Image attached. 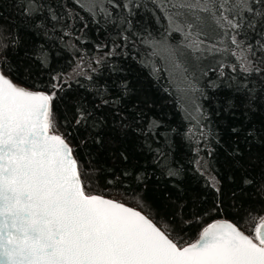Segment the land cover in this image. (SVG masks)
Segmentation results:
<instances>
[{
	"label": "trees",
	"instance_id": "1",
	"mask_svg": "<svg viewBox=\"0 0 264 264\" xmlns=\"http://www.w3.org/2000/svg\"><path fill=\"white\" fill-rule=\"evenodd\" d=\"M170 1L162 11L150 0H0V69L55 93V131L73 147L88 194L138 209L182 243L220 219L253 236L264 216V78L240 70L227 29L224 58L197 82H176L158 48L180 35ZM257 39L249 28L237 36L243 48ZM78 110L92 115L76 124Z\"/></svg>",
	"mask_w": 264,
	"mask_h": 264
},
{
	"label": "snow or ice",
	"instance_id": "2",
	"mask_svg": "<svg viewBox=\"0 0 264 264\" xmlns=\"http://www.w3.org/2000/svg\"><path fill=\"white\" fill-rule=\"evenodd\" d=\"M150 2L162 11L168 7L163 0ZM171 7L193 13L192 20L182 11L166 13L174 31L183 32L180 16L187 28H197L185 34V47L202 51L198 37L211 17L234 33L240 70L264 78V56H257L264 53V0H192ZM244 28L259 36L257 48L251 43L243 48L245 41L237 40ZM2 37L0 30V55L6 47ZM207 51L220 50L211 45ZM54 95L20 87L0 70V264H264V216L254 218L253 236L217 221L204 227L195 242L182 243L140 211L88 194L73 147L55 131ZM91 115L78 110L76 124Z\"/></svg>",
	"mask_w": 264,
	"mask_h": 264
},
{
	"label": "rangeland",
	"instance_id": "3",
	"mask_svg": "<svg viewBox=\"0 0 264 264\" xmlns=\"http://www.w3.org/2000/svg\"><path fill=\"white\" fill-rule=\"evenodd\" d=\"M85 1L90 5L95 1L97 2L98 0ZM170 2L171 4H179L189 3L192 2V0H172ZM228 3L231 4L232 0H228ZM176 11L184 12L188 20H192L193 18V13L188 12L187 9H171L170 15H173ZM199 15L207 17V14L205 13H199ZM184 19L185 16H180L177 18V23H179L182 27L185 24ZM170 31L174 30L170 27ZM189 31L195 33L197 31V28L189 29L185 26L183 32L177 31L178 33H180L179 36L166 38L159 44L158 47L161 56L166 60L167 65L169 66V69L172 72L173 77L175 78L174 80L176 82H183V84L189 81L197 82L198 72L200 70H203L205 67L210 66L211 63H216L218 60L224 58L223 52L220 51L225 48V45L222 43L224 40L222 39L224 37L226 38L225 32H228L227 29L218 27V25L213 22L211 17H207L206 23L202 28V34L198 37L199 40H202L204 42L203 44H201V49H205L203 51H206V53H199L195 55L192 53V49L185 47V44L187 43L185 34ZM231 36L232 35L229 36L230 42ZM211 45H215L216 49H219L220 51H207V49ZM231 52L232 54L233 52H235L236 55L234 56L237 58L241 56V51L235 50L234 48L233 50H231ZM77 65L76 67H74L75 70L73 69L69 74H67L68 77L80 71L77 68ZM177 65H179V67H177ZM177 70L179 72H177ZM181 73L184 77L183 79L181 78ZM193 105L194 103H187L186 107L189 111H192Z\"/></svg>",
	"mask_w": 264,
	"mask_h": 264
},
{
	"label": "water",
	"instance_id": "4",
	"mask_svg": "<svg viewBox=\"0 0 264 264\" xmlns=\"http://www.w3.org/2000/svg\"><path fill=\"white\" fill-rule=\"evenodd\" d=\"M1 70V69H0ZM6 75V74H5ZM13 81V80H12ZM14 82V81H13ZM15 83V82H14ZM15 84H17V83H15ZM18 86H20V87H23V88H25V89H28V88H26V87H24V86H21V85H19V84H17ZM28 90H30V91H40V90H31V89H28ZM40 92H43V91H40ZM44 93H46V92H44ZM47 94V93H46ZM93 195H99V194H93ZM100 196H103V195H100ZM103 197H105V196H103ZM105 198H107V199H112V198H109V197H105ZM112 200H114V201H117V202H120V201H118V200H115V199H112ZM120 203H123V202H120ZM123 204H125V203H123ZM126 206H128V207H131V208H133V209H135V210H137V211H139L138 209H136V208H134V207H132V206H129V205H127V204H125ZM141 212V211H140ZM142 213V212H141ZM143 214V213H142ZM145 215V214H144ZM217 221H227V222H230V221H228V220H223V219H220V220H215V221H212V222H210V223H208L206 226H208L209 224H212V223H215V222H217ZM230 223H232V222H230ZM206 226H204V227H206ZM203 227V228H204ZM202 228V229H203ZM202 229H201V231H202ZM200 231V232H201ZM200 234V233H199ZM199 234H198V236H197V238L194 240V241H192V242H195L198 238H199ZM247 235V234H246ZM192 242H190V243H192Z\"/></svg>",
	"mask_w": 264,
	"mask_h": 264
}]
</instances>
